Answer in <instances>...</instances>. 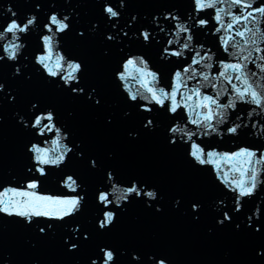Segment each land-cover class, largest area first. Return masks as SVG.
<instances>
[{
    "label": "water",
    "instance_id": "1",
    "mask_svg": "<svg viewBox=\"0 0 264 264\" xmlns=\"http://www.w3.org/2000/svg\"><path fill=\"white\" fill-rule=\"evenodd\" d=\"M247 2L252 6L248 11L264 6V0ZM105 4L118 10V18H107ZM217 7L239 14V6H230L229 0ZM52 14L61 19L68 17L69 29L56 32L53 44L67 59L82 63L79 83L85 89L83 95L67 91L63 81L49 77L36 63V57L44 52L42 37L51 35L44 25ZM214 16V9L196 11L193 0H0V32L12 20L23 24L35 17L28 31L16 33V43L21 47L15 60L8 59L3 50L13 34L5 32L0 37V84L4 85L0 89V193H8L0 198L24 199L14 196L11 190H25L31 180H36L38 187L27 190L38 196L83 197L80 210L63 221L33 217V223L28 224L26 218L0 213V264H91L92 260L103 264L99 259L101 248L113 251L114 261L109 264H264V105L240 101L227 80L219 76L223 64L237 62V57L224 51L223 33L216 31ZM254 16L257 19L250 20L248 26L256 31V44L245 45L237 37L238 48L245 51L230 48V52L242 56L256 47L264 49V39L260 38L264 16L258 12ZM200 19L208 23L200 25ZM114 22L116 28L112 27ZM180 25L189 32L179 31ZM144 31L150 33V40L143 39ZM109 35H116V39L109 41ZM188 35L191 41L186 39ZM250 36L246 33V38ZM185 43L188 48L183 47ZM165 48L182 55L165 53ZM197 52L205 59L200 65H192ZM258 55L264 52L253 51L250 60L255 59V64L245 61V71L249 82L255 81L254 87L264 91V71L258 67L264 61L256 59ZM129 58H143L148 70L157 74L156 81L137 71L142 65L129 66L127 79L121 81L117 73L124 71ZM189 65L197 70V78L186 81L187 87L181 89L184 97L199 86L203 73L217 86L212 88L203 81V93L219 94L220 104L236 105L219 109L223 118L211 121L215 131L202 127L193 140L205 152L228 154L219 167L229 179L240 178L237 168H251L257 173L253 195L241 198V211L230 212L232 221H225L223 226L217 223L222 218L219 213L234 209L235 193L218 178L216 165H200L188 154L191 141L185 143L186 137L182 140L176 134V144L168 142L171 127L179 125L197 132L190 121L197 118V112L202 119L206 111H193L198 98L193 95L187 102L189 106H182L176 113L166 110L168 101L165 107L148 104L152 109L148 112L139 107L147 103L141 96L136 101L129 98V89L143 96L151 95L149 87L171 91L178 83L175 72ZM242 81L233 83L243 89L246 85ZM8 93L15 96L14 102ZM96 99L99 105H95ZM37 109L52 111L61 143L71 149L60 165L44 166L43 176L36 171L29 149L33 144L55 147L51 141L56 134L40 135L31 127L34 117L41 114ZM148 119L153 120V126L145 129L143 124ZM236 124L241 127L230 133L228 128ZM205 131L209 134L204 135ZM243 149L255 153L251 164L247 156L234 155ZM92 160L96 161L95 167L90 164ZM67 176L76 180L74 191L64 182ZM134 183L144 192H155L156 199L144 194L116 199L120 193L114 188L126 189ZM100 192L109 193L113 200L106 208L97 199ZM193 203L200 205L198 212L192 211ZM257 209L261 210L259 216ZM105 211L113 212L115 218L109 227L100 229L98 222ZM248 216L253 217L251 226ZM41 227L44 233L39 231ZM256 227L261 231L256 232ZM76 228L86 232L89 239L81 236L74 241L78 249L69 250L65 239L73 242Z\"/></svg>",
    "mask_w": 264,
    "mask_h": 264
},
{
    "label": "snow or ice",
    "instance_id": "2",
    "mask_svg": "<svg viewBox=\"0 0 264 264\" xmlns=\"http://www.w3.org/2000/svg\"><path fill=\"white\" fill-rule=\"evenodd\" d=\"M196 11H202L205 9H214L215 16L214 19L217 22L218 27L216 31L218 33H223L221 35V40L223 41V48L225 52H228L229 55H233L237 57V62H228L223 64V71L219 73V76L223 79L227 80L228 84L231 85V88L234 90L235 96L242 102L245 103H253L255 105L262 106L264 105V91H258L256 87H254L255 81L249 82L246 69L247 63L255 64V59H251L253 55V51L256 53L264 52V49L256 47L252 50L247 51L246 55H237L235 52H230V48H238L239 41L236 40L237 37L240 38L241 41L244 42L245 45L256 44V31L253 27L248 26V22L255 21L257 19L254 16V13L258 12L262 16H264V6L259 8H253L251 11H248L249 8H252L251 4L247 2V0H229L230 6L235 5L239 6V14H234L231 11H227L223 7H217V4L223 3V0H193ZM123 7V4L120 5ZM11 11V9H10ZM103 11L108 14V19L118 18L119 12L113 6L108 4L103 5ZM12 15L15 16V12H12ZM225 16H229L230 19L226 20ZM135 19V17H133ZM172 19H177L176 17H172ZM68 17L65 16L62 19L58 18L56 14H52L48 18V22L44 25V28L47 30L48 33L51 35H44L42 37V42L44 45V52L39 54L36 57V63L39 64L46 74L52 78H59V80L63 81L64 87L67 91L73 93L74 95H83L85 93V89L80 86L79 83V74L82 72V63L77 62L75 60H69L65 56L61 55L58 49L55 48L53 44V40L55 37L56 32L63 33L69 29V24L66 23ZM35 21V17H31L27 19L26 23H17L15 20H12L7 26L3 29V32H0V37H3V34L12 33L11 41L4 46V52L7 54L8 59L15 60L17 57V52L21 45L16 43L19 40V36L16 33H25L28 31L29 26H31ZM200 25H206L208 22L204 19H200L197 21ZM113 28H116L117 25L114 22L112 24ZM179 31L181 32H189V29L184 25L179 26ZM246 33H250L251 36L246 38ZM80 36H83L84 33H79ZM125 36L128 35L127 32L124 33ZM143 39L145 41L150 40L151 35L149 32L144 31L141 33ZM261 39H264V33L261 34ZM109 41L116 39V35H109L107 36ZM188 41H191L192 36L188 35L186 37ZM171 43V41H169ZM184 48H188L189 44L185 43L183 45ZM239 52H244L245 48L239 47ZM165 53H169V49H164ZM173 56H181L182 52L180 51H171L169 53ZM53 56L55 59L53 60ZM199 57V59H197ZM205 59L204 56H200V53L197 52L195 56L192 58V65H200L201 60ZM256 59L264 61V55H258ZM142 65L143 67H137V71L144 72L146 75L152 77L153 81H156L157 74L155 72H151L148 70L146 62L143 58H129L123 65L124 71L118 72L117 76L121 81L127 79V69L129 66H137ZM192 65L185 67L182 71H176L174 74L175 80L178 81L177 84L173 86L171 91H165L163 88L156 89L154 87L147 88V92L150 93V96H143L141 93L133 92L129 89V98L132 101H136L138 96H141L142 99L146 100L147 103L139 105L143 110L151 112L152 109L148 107V104L154 103L161 107H165V101L169 103L166 106V110L170 113H176L179 108L182 106L187 107L188 101L192 99V96H196L199 100L193 106V111L195 112L196 109L206 110L202 113V119H200V112H197V118L192 119L190 122L193 125L197 126V132H191L186 129V127H181L179 125L175 127H171L168 129L169 133L171 134L168 138V142L172 145H175L177 142L176 134H179L180 139L187 138L185 143L191 141L189 146V155L200 165H216L217 176L221 181L225 184V187L229 188L233 193H235L234 201L235 207L232 210H224L220 212V216L222 218L217 219V223L221 226L224 225L225 221L231 222L232 215L230 212H240L242 208L241 198L248 197L253 195L254 190L256 188V180H257V173L254 169H247L245 171H240L237 168L235 171L240 172V178L233 177L229 179L228 174L223 172L220 169L219 164L220 160H223L228 154H221L209 151L205 152V150L193 140V137L198 134L200 129L203 127L205 129H211L215 131L214 125L211 123L216 117L223 118V113L218 111L219 109H227V108H234L236 105L234 102H230L228 104H220L219 101V94L216 96L205 94L201 91V88L204 86L203 81L209 82L212 88H216V84L212 83L209 80L208 75H204L201 73L202 81L198 80L199 86H194L190 89L191 95L184 97L183 92L181 91L182 88L187 87V80H192L197 78V70L192 68ZM210 67V65H208ZM261 71H264V64L258 65ZM19 72V68L16 69ZM236 73L237 75L233 76L229 73ZM254 76L255 73H252ZM243 83L246 85L243 89L237 87L233 80H242ZM74 82V83H73ZM4 85L0 84V89H3ZM92 94H94L95 90H91ZM178 93L180 94V99H177ZM5 98V95H4ZM8 98L11 99L13 102L15 101V96L8 93ZM247 98V99H246ZM92 99V95H89V100ZM95 105L100 104V100L96 99L94 101ZM215 106V107H213ZM33 108H37L36 104L32 105ZM40 115L34 117L31 127L38 129L40 135H45L46 132H55L56 138L51 141L52 145L55 147L45 148L41 147L40 145L33 144L29 149L30 152L33 153V160L36 163V171L41 175H45V167L48 165H60L64 160L66 155L71 152V149L68 148L66 145L61 143V135L60 129L56 127L54 123V115L52 111L43 112L42 110ZM153 126V120L148 119L144 122L143 127L148 129ZM240 124H236L233 127L228 128L230 133H236L238 128H240ZM204 135H208L209 133L205 131ZM236 156H247L249 158L248 163L251 164V157L255 156L254 152L248 151L246 149L241 150L239 153H235ZM260 161H257L259 163ZM92 167L96 166V161L92 160L90 162ZM31 171V169L29 170ZM109 176L111 174L109 173ZM247 176V179L243 177ZM65 184L72 188L73 191L75 188L73 187L76 185V180L72 176H67L65 178ZM38 187V182L36 180H31L27 183L25 190H11L14 196H19L24 199L21 200H13L11 197L7 200L0 198V213H6L9 216L15 215L18 217L26 218V222L28 224H32L33 217H47L48 219L54 220H65L66 217L73 216L76 212L80 210V204L83 197H74L68 199H59L50 196H38L35 192H30L27 189H36ZM114 192H119L120 195L116 197L117 200H126L127 197L131 194H135L136 196H140L141 194L147 195L151 199H156L155 192H144L143 189L139 188L135 183L126 189H113ZM7 192L0 193V196H7ZM98 201L102 205V207L106 208L108 205L113 203V200L110 199V194L107 192H100L98 197ZM223 204V201H221ZM193 212H198L200 209V205L198 203H193L191 205ZM261 213L260 209H257L256 215L259 216ZM115 214L111 211L103 212V218L99 220L98 226L100 229H105L109 227L114 221ZM249 226L252 225L253 217H247ZM52 225L49 224L48 228H51ZM239 228V224L236 225ZM256 232L261 231L260 227H256L254 229ZM41 233L45 232V228L41 227L39 229ZM81 236L83 240H88L89 236L86 232L81 233L79 228L73 230L72 233V241L70 242L68 238L65 239V243L69 245V250H76L78 249V244L75 243V240H80ZM100 252L102 255L99 257L103 264H109V262L114 261V253L112 250L107 248H101ZM91 264H97L96 260H92ZM163 264V262H161Z\"/></svg>",
    "mask_w": 264,
    "mask_h": 264
}]
</instances>
